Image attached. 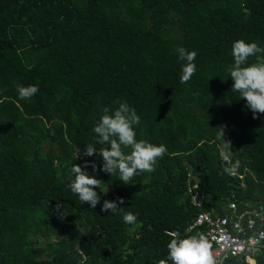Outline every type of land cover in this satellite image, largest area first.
I'll return each instance as SVG.
<instances>
[{
	"label": "trees",
	"instance_id": "obj_1",
	"mask_svg": "<svg viewBox=\"0 0 264 264\" xmlns=\"http://www.w3.org/2000/svg\"><path fill=\"white\" fill-rule=\"evenodd\" d=\"M238 39L264 47V0H0V264H157L164 231L195 234L186 228L200 211L224 217L235 201L239 214L264 215V114L252 118L227 71ZM179 47L197 53L185 84ZM17 85L39 92L19 100ZM117 100L140 116L137 140L167 154L127 185L89 167L102 181L92 209L66 186L73 164L102 163L76 158ZM221 126L241 164L235 177L223 172ZM189 174L201 207L187 194ZM117 198V213L100 210Z\"/></svg>",
	"mask_w": 264,
	"mask_h": 264
},
{
	"label": "clouds",
	"instance_id": "obj_2",
	"mask_svg": "<svg viewBox=\"0 0 264 264\" xmlns=\"http://www.w3.org/2000/svg\"><path fill=\"white\" fill-rule=\"evenodd\" d=\"M178 60L184 62L180 83H188L197 72L194 63L197 57L196 51H189L184 47L176 49ZM264 54V47L256 42H246L238 39L233 42L231 55L233 63L228 66L227 71L233 81L231 91L238 93L241 100L246 102V107L251 111L252 118H259L264 114V63H249L251 57ZM19 100H30L38 92L35 85H17ZM118 105L115 109L105 106L101 109L102 115L98 123L92 129L96 136L94 145H86L76 159L81 155L85 158L99 156L101 164L95 160L84 159L83 164H73L71 173L74 179L67 184L66 190L71 191L79 197L81 204H87L95 209L101 203L100 189L102 181L95 175H89L88 168L93 173L103 172L111 176L118 174L119 180L127 185L140 173H153L156 171L158 161L167 154V146L164 144L154 145L145 140H137L135 128L141 122L136 109L126 102L115 101ZM220 131L216 139L221 141L222 148L219 152L224 163L223 172L229 176H237L240 169V161H233L232 142L225 138L226 126L219 127ZM97 145L100 147L97 148ZM125 150H130L126 152ZM108 189L104 194H106ZM124 203L123 198L117 200H103L100 210L115 214ZM62 204H57L58 218L63 220L65 213L61 211ZM123 222L127 225H135L137 216L132 212L123 214ZM261 238H264L262 234ZM258 243V241H253ZM244 246L238 245L235 251L243 252ZM224 259H227L225 256ZM248 264H256L251 256L246 257ZM157 264H222L221 260L213 251V244L208 237L201 233L181 238L178 233H172L167 243L166 257L157 261Z\"/></svg>",
	"mask_w": 264,
	"mask_h": 264
},
{
	"label": "built area",
	"instance_id": "obj_3",
	"mask_svg": "<svg viewBox=\"0 0 264 264\" xmlns=\"http://www.w3.org/2000/svg\"><path fill=\"white\" fill-rule=\"evenodd\" d=\"M187 194L190 202L195 207L202 206L203 193L198 191V181L195 175L189 174ZM193 182V183H192ZM235 201L229 203V213L224 217H215L210 212L200 211L192 219L186 228L187 233L201 232L205 234L213 244L214 254L222 264H234V260H240L248 264L246 257L264 255V215L263 213L253 212L237 213ZM174 230H165L164 234L171 238ZM258 241V243H253ZM238 245L244 246V251H235ZM255 249L259 251L254 252ZM227 259H224V257Z\"/></svg>",
	"mask_w": 264,
	"mask_h": 264
},
{
	"label": "water",
	"instance_id": "obj_4",
	"mask_svg": "<svg viewBox=\"0 0 264 264\" xmlns=\"http://www.w3.org/2000/svg\"><path fill=\"white\" fill-rule=\"evenodd\" d=\"M257 251H259V249H255V250H254V252H257Z\"/></svg>",
	"mask_w": 264,
	"mask_h": 264
},
{
	"label": "rangeland",
	"instance_id": "obj_5",
	"mask_svg": "<svg viewBox=\"0 0 264 264\" xmlns=\"http://www.w3.org/2000/svg\"><path fill=\"white\" fill-rule=\"evenodd\" d=\"M237 209V208H236Z\"/></svg>",
	"mask_w": 264,
	"mask_h": 264
}]
</instances>
